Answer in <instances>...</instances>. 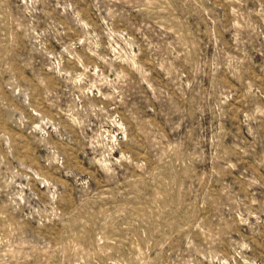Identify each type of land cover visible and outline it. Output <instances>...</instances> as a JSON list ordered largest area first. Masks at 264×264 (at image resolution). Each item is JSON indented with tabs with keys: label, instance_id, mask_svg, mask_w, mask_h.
<instances>
[{
	"label": "rangeland",
	"instance_id": "374dc122",
	"mask_svg": "<svg viewBox=\"0 0 264 264\" xmlns=\"http://www.w3.org/2000/svg\"><path fill=\"white\" fill-rule=\"evenodd\" d=\"M0 264H264V0H0Z\"/></svg>",
	"mask_w": 264,
	"mask_h": 264
}]
</instances>
